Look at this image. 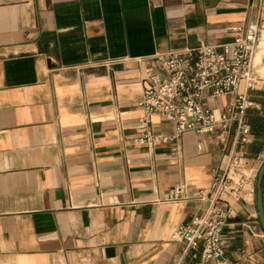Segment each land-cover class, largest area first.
I'll return each instance as SVG.
<instances>
[{
  "label": "crops",
  "instance_id": "crops-1",
  "mask_svg": "<svg viewBox=\"0 0 264 264\" xmlns=\"http://www.w3.org/2000/svg\"><path fill=\"white\" fill-rule=\"evenodd\" d=\"M252 22L262 25L259 63L264 0H0V264H264V87L246 89L247 116L260 123L249 144H234V124L154 150L137 142L146 69L162 72L172 51L230 42ZM150 122L175 133L158 115ZM233 150L245 178L223 194L222 256L203 259L171 234L205 211ZM179 182L189 197L162 201Z\"/></svg>",
  "mask_w": 264,
  "mask_h": 264
},
{
  "label": "built area",
  "instance_id": "built-area-1",
  "mask_svg": "<svg viewBox=\"0 0 264 264\" xmlns=\"http://www.w3.org/2000/svg\"><path fill=\"white\" fill-rule=\"evenodd\" d=\"M262 25L252 22L234 28L232 40L219 46L199 45L169 52L159 58L162 72L146 69L141 98L138 105L142 116L138 125L142 129L137 142L154 150L176 140L185 132L197 134L227 131L235 125L234 144L251 142V127L247 111L255 103L247 96L246 89L264 87V57L259 63L254 56ZM231 95L232 99L222 109L205 105L207 98ZM158 115L173 124V136L156 133L150 118ZM172 155L180 153V146L170 148ZM235 150L230 154L223 174L215 175L209 205L205 211L178 224L172 231V240L181 241L186 248L201 247L203 259H219L225 248L223 230L229 217V204L223 199L228 191L239 193L245 178L243 166ZM236 178V180H234ZM188 186L179 182L163 194L162 201L187 199ZM196 197L202 198L198 191Z\"/></svg>",
  "mask_w": 264,
  "mask_h": 264
},
{
  "label": "water",
  "instance_id": "water-1",
  "mask_svg": "<svg viewBox=\"0 0 264 264\" xmlns=\"http://www.w3.org/2000/svg\"><path fill=\"white\" fill-rule=\"evenodd\" d=\"M264 175V162L260 166L255 181V202L257 208V217L261 228L264 230V206L262 197V179Z\"/></svg>",
  "mask_w": 264,
  "mask_h": 264
},
{
  "label": "trees",
  "instance_id": "trees-1",
  "mask_svg": "<svg viewBox=\"0 0 264 264\" xmlns=\"http://www.w3.org/2000/svg\"><path fill=\"white\" fill-rule=\"evenodd\" d=\"M248 113V111H247ZM247 113H246V119H247V122L249 123L250 127H251V134H258L259 133V127H260V123L258 121L257 118H249L247 116ZM262 195H263V199H264V175H263V179H262Z\"/></svg>",
  "mask_w": 264,
  "mask_h": 264
},
{
  "label": "rangeland",
  "instance_id": "rangeland-1",
  "mask_svg": "<svg viewBox=\"0 0 264 264\" xmlns=\"http://www.w3.org/2000/svg\"><path fill=\"white\" fill-rule=\"evenodd\" d=\"M259 56V55H258ZM258 56H257V58H258Z\"/></svg>",
  "mask_w": 264,
  "mask_h": 264
}]
</instances>
